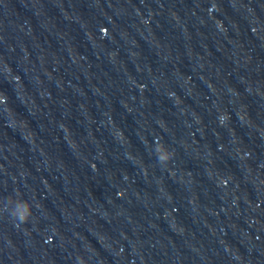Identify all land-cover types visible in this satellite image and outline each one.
Returning a JSON list of instances; mask_svg holds the SVG:
<instances>
[{"label":"water","instance_id":"95a60500","mask_svg":"<svg viewBox=\"0 0 264 264\" xmlns=\"http://www.w3.org/2000/svg\"><path fill=\"white\" fill-rule=\"evenodd\" d=\"M81 258L264 264V0H0V264Z\"/></svg>","mask_w":264,"mask_h":264},{"label":"clouds","instance_id":"9594fccd","mask_svg":"<svg viewBox=\"0 0 264 264\" xmlns=\"http://www.w3.org/2000/svg\"><path fill=\"white\" fill-rule=\"evenodd\" d=\"M20 219H21L22 222H27V221H28V220H27V215H22V216L20 217ZM80 264H84V261H83L82 258H81Z\"/></svg>","mask_w":264,"mask_h":264}]
</instances>
